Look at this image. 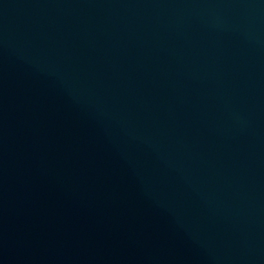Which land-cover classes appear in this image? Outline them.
<instances>
[{
    "label": "water",
    "instance_id": "water-1",
    "mask_svg": "<svg viewBox=\"0 0 264 264\" xmlns=\"http://www.w3.org/2000/svg\"><path fill=\"white\" fill-rule=\"evenodd\" d=\"M0 264H264V0H0Z\"/></svg>",
    "mask_w": 264,
    "mask_h": 264
}]
</instances>
